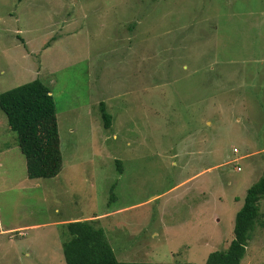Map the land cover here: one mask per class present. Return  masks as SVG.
<instances>
[{
  "label": "rangeland",
  "instance_id": "374dc122",
  "mask_svg": "<svg viewBox=\"0 0 264 264\" xmlns=\"http://www.w3.org/2000/svg\"><path fill=\"white\" fill-rule=\"evenodd\" d=\"M35 78L63 166L30 178L0 109V264H66L77 217L121 261L228 248L264 170V0H0V92ZM242 263L264 264L259 223Z\"/></svg>",
  "mask_w": 264,
  "mask_h": 264
},
{
  "label": "trees",
  "instance_id": "16d2710c",
  "mask_svg": "<svg viewBox=\"0 0 264 264\" xmlns=\"http://www.w3.org/2000/svg\"><path fill=\"white\" fill-rule=\"evenodd\" d=\"M0 109L16 132L21 151L26 157L30 178L55 177L62 169L63 154L57 104L51 87L40 78L0 92ZM105 126L110 127L113 117L105 101L100 102ZM264 198V170L262 176L247 190L244 204L235 219L234 238L228 248L216 250L200 264H243L248 240L257 223L264 227L260 201ZM69 237L63 243L66 264H172L146 261H121L102 227L94 219L68 221ZM174 264H199L177 262Z\"/></svg>",
  "mask_w": 264,
  "mask_h": 264
},
{
  "label": "clouds",
  "instance_id": "9594fccd",
  "mask_svg": "<svg viewBox=\"0 0 264 264\" xmlns=\"http://www.w3.org/2000/svg\"><path fill=\"white\" fill-rule=\"evenodd\" d=\"M235 149H236V148H234V152H238V150H237V149L235 150Z\"/></svg>",
  "mask_w": 264,
  "mask_h": 264
},
{
  "label": "crops",
  "instance_id": "0c3cea01",
  "mask_svg": "<svg viewBox=\"0 0 264 264\" xmlns=\"http://www.w3.org/2000/svg\"><path fill=\"white\" fill-rule=\"evenodd\" d=\"M75 219H80V218L77 217V218H74L73 220H75Z\"/></svg>",
  "mask_w": 264,
  "mask_h": 264
},
{
  "label": "built area",
  "instance_id": "2783aa9c",
  "mask_svg": "<svg viewBox=\"0 0 264 264\" xmlns=\"http://www.w3.org/2000/svg\"><path fill=\"white\" fill-rule=\"evenodd\" d=\"M236 150V149H235ZM240 169V167H238Z\"/></svg>",
  "mask_w": 264,
  "mask_h": 264
}]
</instances>
